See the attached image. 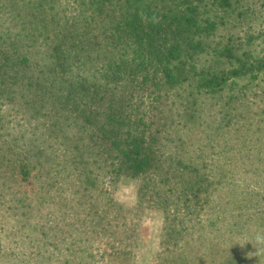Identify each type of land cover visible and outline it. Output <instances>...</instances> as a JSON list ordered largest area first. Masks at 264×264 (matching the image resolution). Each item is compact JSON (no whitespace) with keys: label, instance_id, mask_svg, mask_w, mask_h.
<instances>
[{"label":"rangeland","instance_id":"374dc122","mask_svg":"<svg viewBox=\"0 0 264 264\" xmlns=\"http://www.w3.org/2000/svg\"><path fill=\"white\" fill-rule=\"evenodd\" d=\"M213 1L135 0L134 6L140 10L144 22L149 20L150 15L155 18V23H162L167 31L183 29V35L185 31L195 32L202 24L206 27L202 20L204 16L222 17L228 14L225 20L229 23L217 29L218 37H221V33L238 36L243 30L246 37L240 41L238 49L242 54L246 52L252 57L261 58L264 55V37L258 35L263 21L261 15L256 17L258 19L252 13L244 19L239 17L241 6L250 1L230 0V3H226L223 0L225 5L231 4L226 6L227 12L217 9ZM72 2L75 3V0H0V37L9 43V47L30 52L31 62L37 63L31 73H39L44 68L43 54L55 58L56 54L69 51L76 43L73 38L75 32L65 26L76 12ZM256 2V6L260 7L263 1ZM105 4L112 5L108 1ZM91 12L92 20L95 14ZM81 17L84 16L76 18ZM188 17H193L194 21L187 22ZM249 22L257 25L253 29L257 37L250 42L247 40ZM93 26L99 27L96 24ZM80 32L84 34V26ZM164 32L155 35L157 41L153 43L158 48L164 43L163 39L169 40ZM93 34V40H98L100 34L94 31ZM89 39L91 35L87 32L83 40ZM145 42V50L140 49L141 45L135 40L130 46L132 74L117 97L120 105L117 102L101 105L104 113L118 118L115 122L118 131L126 134L131 131L141 142L145 139L154 161L150 174L131 177L122 173L114 178L113 184L109 177L113 175L107 174L110 161L104 160L102 170L99 169V146L87 141L86 135L80 142H75L79 144L78 148L73 145L68 151L63 149L65 158H57L62 150L58 143L62 139L56 141L53 137L42 135L47 152L37 153L29 138L34 122L25 120L37 110L34 108L33 89L14 86L0 98V112L5 115L0 120V264H264V252L257 257L249 255L256 251V237L264 235V217L258 221L261 228L256 235L244 239L238 232H222L223 229L218 232L207 222L209 219L205 214L204 219H200V211H195L207 198L204 193L207 187H210L211 193L212 182L220 179L221 174L213 170L215 163L222 160L225 165L238 157L236 150L222 152L227 143L222 136L227 128L221 124V131L214 133L219 120H225L223 112L220 114L218 111L221 104L217 99L220 98L212 99L204 95L195 102L190 93L181 94L179 86H164L166 78L159 71L158 57H152L156 51L149 56L150 49ZM81 45L84 47L85 43ZM83 51L87 50L83 48ZM90 53L96 55L95 50ZM205 53L210 58L208 63L215 67L228 60L218 58L220 52L214 47H209ZM245 59L243 56L240 62L234 59V66H237V61L242 64ZM257 76L252 81L248 77L234 80L236 83L230 91H224L225 95L235 92L242 94L251 87L256 94L254 101L263 103L264 70ZM166 87V91L171 90L168 95L165 94ZM51 95L46 93L47 97ZM207 102L214 105L213 113L208 112L211 105ZM168 104L175 105L176 113H180L176 116L180 123L172 124L171 112L163 111ZM252 116L255 118L252 112H249V117L243 115L247 121H252ZM22 132L26 133V137H19L18 134ZM184 142H194L196 147L204 142L213 143L205 153L206 158L201 161V164H208L209 169H203L200 173L191 169L193 165L192 162L188 163V158L196 157L194 153H189L191 149L182 152L185 154L182 158L188 163L186 166L173 161L183 149ZM76 152L80 158H74ZM75 159L81 160V165L75 163ZM56 162H60L61 166L53 167ZM80 166L89 169L87 172L92 171V175L102 179V182H107L108 188L114 186L116 201L106 193L96 198L93 181L89 182L92 185L87 195L83 194V189L77 190L76 183L80 186L84 183L77 176ZM229 172L226 171L224 175L229 176ZM225 176L220 179L222 183ZM150 180L146 192L148 196L139 206L141 186ZM152 182L159 183L160 198L151 190ZM163 196L166 203L160 201ZM174 200L176 206L173 205ZM165 204L171 210L164 211ZM173 208L180 213L173 211ZM213 221L214 218H211L210 222ZM203 223L207 226L199 235L197 232ZM190 238L197 241H190ZM187 241L192 245L181 248ZM259 247L264 249V244ZM20 250L21 253H31L22 255L19 254Z\"/></svg>","mask_w":264,"mask_h":264},{"label":"trees","instance_id":"16d2710c","mask_svg":"<svg viewBox=\"0 0 264 264\" xmlns=\"http://www.w3.org/2000/svg\"><path fill=\"white\" fill-rule=\"evenodd\" d=\"M106 1L112 5H106ZM224 1L230 3V0ZM224 1L215 0L212 4H215L221 12H227L226 6L231 4L225 5ZM238 1L245 3L250 1L241 6L240 18L244 19L247 14L252 13L255 18L260 14L264 21V16H262L264 15V0L260 7L256 6V1L260 0ZM72 4L73 6L75 4L74 11L76 12L72 14V19H68L65 26L75 32L76 35L73 38L76 43L69 51L64 50L66 54L61 51V54H56L55 58L43 54L41 59L45 62V66L39 70V73L30 72L33 71L32 67L37 63L31 62L29 51L21 52L20 49H15V46L9 47V43L0 37V98L4 97L7 89L14 86L33 89L34 108L37 110L27 116L28 118L26 117L25 120L34 122L32 135L29 136L30 141L34 143V150L37 153L47 152L41 138L42 135L53 137L56 141L62 139L58 143L62 146V150L57 154V158H65L63 149L68 151L73 145L78 148L79 144H75V142H80L86 135L87 141L99 146L97 157L99 169L102 170L104 160L110 161L107 174L113 175L109 176L113 184L114 178L122 173L131 177L150 174L154 161L153 158L151 159L145 139H142L143 142H141L131 131H128L127 134L118 131L115 126L118 118L111 117V113H104L103 105H101L102 103L111 105L115 102L119 104L120 99L117 97L123 92V85L128 82L126 80H129V76L132 74L130 46L135 40L141 45L140 49L145 50L144 45L147 41V48L150 49L149 56L153 51H156V55L152 57H158L159 71L166 78L164 86L167 84L168 86H179L180 93H190L195 102L198 97L204 95H209L212 99L220 98L217 99L221 104L218 111L220 114L223 112L225 120H219L214 133L221 131V124L225 126L227 129L222 138L227 143L224 144L222 152L227 153L234 150L238 152L237 160L231 158L232 160L228 161L227 165H224L222 160L215 163L216 167L213 170L216 171L215 173L221 174L219 175L220 179L225 176L224 173L228 170L230 171L229 176H225L224 183L220 179L213 181L211 193H209L210 187H207L204 191L207 198H204L200 206L195 209V211H200L198 217L204 219L205 214L206 219H209L207 222L218 232L222 229V232L224 230L231 233L238 232L244 239L255 236L261 228L258 221H262L261 217H264V102L254 101L256 94L251 87L246 88L242 94L235 92L227 96L224 91L227 89L230 91L231 86L236 83L234 80L238 81L242 77H248L252 81L258 78L257 75L264 70V55L259 58L258 56L252 57L246 52L243 54L240 52L238 49L240 41L245 36L243 30L238 33V36L221 33V37H218L217 29L229 23L225 20L228 14L222 17L204 16L202 20L207 25L206 27L202 24L195 32L189 30L190 32L186 33L185 31L183 35V29L167 31L162 23H155V18H151L150 15H148L149 20L144 22L140 10L134 6L135 0H75V3L72 2ZM90 12L95 14V20H91ZM80 16L84 17L76 18ZM192 21H194L193 17L187 18V22ZM263 21L258 28V35L264 37ZM93 24L99 25V27L95 28ZM255 24H251V22L248 24L250 31L248 42L257 37L254 35L255 31L253 32V29L257 27ZM83 26V35L87 32L91 35L89 41L83 40L82 32L78 33L81 28L83 29ZM93 31L102 34V36L99 35L98 40H93L95 39L92 37V35L95 37ZM163 31H165L164 36L169 37V40L163 39L164 43L158 48L153 43L157 41L155 35ZM205 41L208 43H204ZM167 42H169V46H167ZM84 43L86 46L82 47L81 44ZM90 43L93 45H89ZM149 44L152 45L149 46ZM209 47L218 49L220 52L218 58H227L228 60L222 61L223 65L216 67L208 63L210 58L206 56L207 53L204 55L203 52ZM83 48L87 51H83ZM94 50L96 55L90 53ZM242 56L246 59L240 64L239 59ZM234 59L239 61L236 60L237 66H234ZM148 60L147 65H149ZM152 62L154 63V61ZM86 66L88 67L85 68ZM170 91H166L165 94L168 95ZM46 93L52 95L47 97ZM262 93L264 94V91ZM45 97L47 98L45 99ZM207 104L211 105L208 102ZM213 106L212 104L211 107H208V112H214ZM163 111L171 112L172 124L173 122L180 123L176 117L180 113H176L174 104H168ZM249 112L255 116V118L252 116V121H247L243 117V115L249 117ZM3 116L5 115L0 112L1 121ZM166 117L169 118V115ZM192 133L194 135V132ZM18 135L20 138L26 137L25 132ZM212 145L211 142H204L196 147L194 142L189 144L184 142L182 143L183 149L173 158V161L178 165L192 162L193 168L191 169L195 173H200L203 169L206 170L210 167L208 164H201V161L206 158L205 153L211 149ZM189 149H191L189 153H194L196 157L190 155L191 158H188V163H186L185 158H182L184 154L182 152L186 153ZM74 158H80V155L76 152ZM74 161L81 165V160L75 159ZM58 164L61 166L60 162H56L53 167H58ZM82 166H80L79 174L76 175L80 176L84 183L83 186L76 183L77 190L83 189V194L87 195L92 184L96 187L99 185L97 188L95 187L96 198L100 197V194L106 193L110 195L111 200L116 201L113 195L114 186L108 188L107 182H102V179L92 175V171L87 172L89 169ZM90 181L93 183H89ZM150 182L151 180L141 186L139 206L148 196L146 192H148ZM159 183L152 182L151 190L160 198ZM160 201L166 203L164 196ZM176 204L174 200L173 205L176 206ZM163 207L166 212L171 210L167 209L170 206L167 207L166 204ZM172 210L180 213L174 208ZM211 218H214L213 222H210ZM206 226L205 223L201 224L197 233L202 234ZM190 241H197V239L190 238ZM190 241L185 242L181 248L192 245ZM29 253L31 252L21 253V250L19 252L22 255Z\"/></svg>","mask_w":264,"mask_h":264},{"label":"clouds","instance_id":"9594fccd","mask_svg":"<svg viewBox=\"0 0 264 264\" xmlns=\"http://www.w3.org/2000/svg\"><path fill=\"white\" fill-rule=\"evenodd\" d=\"M256 240H257V246H255L256 251L249 253L250 256H256L257 257L258 254H260L261 252H264V249L259 247V245L264 244V235H258L256 237Z\"/></svg>","mask_w":264,"mask_h":264}]
</instances>
